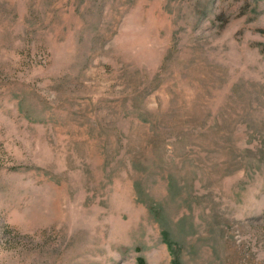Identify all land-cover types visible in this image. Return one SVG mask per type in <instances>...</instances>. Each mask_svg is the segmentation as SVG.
I'll list each match as a JSON object with an SVG mask.
<instances>
[{
    "label": "rangeland",
    "instance_id": "1",
    "mask_svg": "<svg viewBox=\"0 0 264 264\" xmlns=\"http://www.w3.org/2000/svg\"><path fill=\"white\" fill-rule=\"evenodd\" d=\"M0 264H264V0H0Z\"/></svg>",
    "mask_w": 264,
    "mask_h": 264
}]
</instances>
